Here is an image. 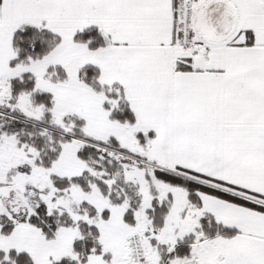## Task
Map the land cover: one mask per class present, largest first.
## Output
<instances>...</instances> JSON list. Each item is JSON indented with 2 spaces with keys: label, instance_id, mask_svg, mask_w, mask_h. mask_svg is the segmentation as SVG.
Instances as JSON below:
<instances>
[{
  "label": "snow or ice",
  "instance_id": "snow-or-ice-1",
  "mask_svg": "<svg viewBox=\"0 0 264 264\" xmlns=\"http://www.w3.org/2000/svg\"><path fill=\"white\" fill-rule=\"evenodd\" d=\"M0 264H264V0H0Z\"/></svg>",
  "mask_w": 264,
  "mask_h": 264
}]
</instances>
